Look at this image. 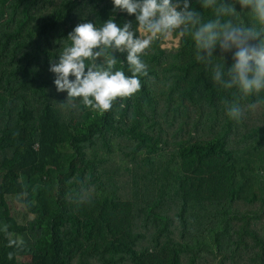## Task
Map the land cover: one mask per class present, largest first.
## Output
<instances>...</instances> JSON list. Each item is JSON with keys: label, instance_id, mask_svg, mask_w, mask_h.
Masks as SVG:
<instances>
[{"label": "trees", "instance_id": "obj_1", "mask_svg": "<svg viewBox=\"0 0 264 264\" xmlns=\"http://www.w3.org/2000/svg\"><path fill=\"white\" fill-rule=\"evenodd\" d=\"M112 7L0 0V264H264V105L214 85L191 39L153 41L141 88L105 112L56 90L67 34Z\"/></svg>", "mask_w": 264, "mask_h": 264}, {"label": "clouds", "instance_id": "obj_2", "mask_svg": "<svg viewBox=\"0 0 264 264\" xmlns=\"http://www.w3.org/2000/svg\"><path fill=\"white\" fill-rule=\"evenodd\" d=\"M111 2L109 18L99 24L91 19L76 24L58 61L50 63L56 90L66 93L68 100L80 98L101 113L111 109L116 98L141 88L140 77L147 75L148 67L141 57L153 41L179 36L194 42L195 58L210 69L214 85L235 90L240 99L256 97L248 104L251 110L264 105V0H200L203 8L214 10L215 18L209 19L191 6L192 0ZM237 8L255 23L242 24ZM120 13L126 17L122 25L116 21ZM118 63L126 70L117 68ZM223 103L227 116L239 121V101ZM16 243L8 240L9 246Z\"/></svg>", "mask_w": 264, "mask_h": 264}, {"label": "rangeland", "instance_id": "obj_3", "mask_svg": "<svg viewBox=\"0 0 264 264\" xmlns=\"http://www.w3.org/2000/svg\"><path fill=\"white\" fill-rule=\"evenodd\" d=\"M158 42H160L161 45L163 44V47L161 46L162 48L177 47L178 42H179V36L171 38L170 41H159L158 40ZM10 205L13 208V211L19 215V219L23 220V218L25 217L24 214L26 210L24 204L21 203V201H19L18 199V200H12L10 202Z\"/></svg>", "mask_w": 264, "mask_h": 264}]
</instances>
